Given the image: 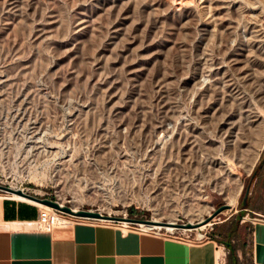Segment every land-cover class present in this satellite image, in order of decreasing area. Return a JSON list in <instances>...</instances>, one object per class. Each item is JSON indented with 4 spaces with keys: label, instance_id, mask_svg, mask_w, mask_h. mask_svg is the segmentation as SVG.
I'll list each match as a JSON object with an SVG mask.
<instances>
[{
    "label": "rangeland",
    "instance_id": "obj_1",
    "mask_svg": "<svg viewBox=\"0 0 264 264\" xmlns=\"http://www.w3.org/2000/svg\"><path fill=\"white\" fill-rule=\"evenodd\" d=\"M263 132L264 0H0V184L202 240Z\"/></svg>",
    "mask_w": 264,
    "mask_h": 264
},
{
    "label": "crops",
    "instance_id": "obj_2",
    "mask_svg": "<svg viewBox=\"0 0 264 264\" xmlns=\"http://www.w3.org/2000/svg\"><path fill=\"white\" fill-rule=\"evenodd\" d=\"M256 155L243 178L242 207L239 201L202 240L103 221L43 230L34 223L36 201L0 194V264H264V142Z\"/></svg>",
    "mask_w": 264,
    "mask_h": 264
},
{
    "label": "built area",
    "instance_id": "obj_3",
    "mask_svg": "<svg viewBox=\"0 0 264 264\" xmlns=\"http://www.w3.org/2000/svg\"><path fill=\"white\" fill-rule=\"evenodd\" d=\"M21 191H23V190H21ZM1 192H0V194H2L3 196H9L8 195L9 192H6V191H1ZM46 198H48V197H46ZM49 199L54 200L56 202V199H52V198H49ZM213 218L214 217H212L206 223L208 225H210L213 222ZM72 221H88V222L103 221V222H106V223L111 224V225L121 226L124 228L136 230L138 232H148V233H153V234H157V235L164 236V237L183 239V240H187V241H191V240L196 239L194 237L193 238H187L186 235L184 237H182L181 234H179V233L172 234V232H170V231H168L166 233L165 230H159V227H142L138 224V222H135V221L74 216V215H71L68 213L61 212L59 210H56V209H54L50 206L44 205V204H41V205L38 204L37 215H36V218L34 220V223H35L36 227H38L40 229L49 230L52 227L63 226V225L69 224ZM200 235H205V231L200 233Z\"/></svg>",
    "mask_w": 264,
    "mask_h": 264
},
{
    "label": "bare ground",
    "instance_id": "obj_4",
    "mask_svg": "<svg viewBox=\"0 0 264 264\" xmlns=\"http://www.w3.org/2000/svg\"><path fill=\"white\" fill-rule=\"evenodd\" d=\"M210 70V69H209ZM211 72V71H210ZM229 95V94H228ZM261 100V99H260ZM176 120V119H175ZM186 120H187V118H185V117H179V121H178V123L180 124V125H184L185 124V122H186ZM177 121V120H176ZM229 124H232L233 123V120L232 121H227ZM233 126L231 125V126H228V128L230 129V128H232ZM221 128V127H220ZM225 129H227V128H225ZM226 130V131H224V134L225 135H229L230 133V130ZM34 130H35V128H34ZM170 132V131H169ZM163 133V132H162ZM170 134H171V132H170ZM256 134V133H255ZM161 135V134H160ZM165 136V135H164ZM165 139V138H164ZM164 141V140H163ZM163 141L161 142V143H163ZM263 141H264V132L263 133H261L260 134V138H259V143H258V145H259V148L262 146V144H263ZM34 144V143H33ZM157 145H160L159 143H158V141L157 142H155L154 143V146H157ZM36 149V148H35ZM257 154V153H256ZM257 155H255L254 156V158L256 157ZM253 161V160H252ZM250 163V162H249ZM222 173V172H221ZM224 173H225V175L226 176H229L230 175V172H227V171H224ZM231 179H232V177H230ZM221 179V178H220ZM231 179H229V180H231ZM222 180V179H221ZM225 180H226V178H225ZM233 180V179H232ZM228 181V180H227ZM196 182V181H195ZM227 183H229V182H227ZM230 183H232V182H230ZM230 183H229V185H230ZM233 184V183H232ZM226 186V185H225ZM230 186H232V185H230ZM228 187L227 188V190L228 191H225L226 192V198H227V204L228 205H232L233 203H234V201H235V194H236V192L234 191V189H233V191H232V189H231V187ZM234 186V185H233ZM237 186H239V184L237 185ZM235 187V186H234ZM13 188V187H12ZM230 188V189H229ZM235 188H237V187H235ZM239 188V187H238ZM19 189V188H18ZM8 195H10V196H12V197H17V198H25V197H23V196H21V195H18V194H16V193H11V192H9L8 193ZM62 198V197H61ZM31 200V199H30ZM58 204H62V200L61 199H59V200H57L56 201ZM37 204H39V205H41V203H38L37 202ZM210 208H211V206H209V205H207V204H198V205H194L193 207H190V206H186V208L184 209V213H185V215L189 218V221H188V223H190L191 225H194V227H192V228H194V229H199L200 230V228L204 225V224H206V223H203V221H204V219L202 218V214H205L206 216L207 215H209V210H210ZM70 209H72V210H75V209H77V207L75 206V205H72V207H70ZM154 215L155 216H153L151 219H149V221L150 222H138V224L140 225V226H142V227H163V228H166V229H172V228H174L173 226H172V224H175L174 223V218H173V213L171 212V213H169V212H167V221L166 222H164V224L163 225H158V223L160 222L159 221V217H160V213H161V211H159V208H158V206L156 205V206H154ZM175 217V216H174ZM192 219H197V222H195V223H193L191 220ZM196 221V220H195ZM188 229H190V228H188Z\"/></svg>",
    "mask_w": 264,
    "mask_h": 264
},
{
    "label": "water",
    "instance_id": "obj_5",
    "mask_svg": "<svg viewBox=\"0 0 264 264\" xmlns=\"http://www.w3.org/2000/svg\"><path fill=\"white\" fill-rule=\"evenodd\" d=\"M0 191L16 193V194L21 195L25 198L31 199V200L36 201L38 203L50 206L56 210H59L61 212L68 213V214H71L74 216L90 217V218H102V219H117V220L125 219L127 221H135V222H150L149 219H139V218H130V217L124 218V217H118V216H109V215L102 214V213H99V212L91 210V209H75V210H72L67 205L57 204L54 200H51L49 198L39 197V196L30 194V193L21 191L18 188H11L9 186L2 185V184H0ZM245 196H246V188H244L243 192H242V196H241V200H240L241 207H242V203L244 202ZM224 206H225L224 204L218 205L213 210V212L211 213V216L220 212L224 208ZM207 219L208 218L206 217L205 220H207ZM159 223L164 224V222H159ZM172 225H175L174 227H189L191 224L188 222H185V223H178V224H172Z\"/></svg>",
    "mask_w": 264,
    "mask_h": 264
}]
</instances>
